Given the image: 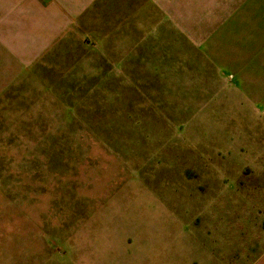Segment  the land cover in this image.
I'll return each instance as SVG.
<instances>
[{
  "label": "rangeland",
  "instance_id": "obj_1",
  "mask_svg": "<svg viewBox=\"0 0 264 264\" xmlns=\"http://www.w3.org/2000/svg\"><path fill=\"white\" fill-rule=\"evenodd\" d=\"M0 264H264V0H0Z\"/></svg>",
  "mask_w": 264,
  "mask_h": 264
}]
</instances>
